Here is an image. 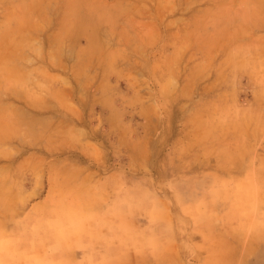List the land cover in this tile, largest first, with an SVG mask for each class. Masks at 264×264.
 I'll use <instances>...</instances> for the list:
<instances>
[{"label": "rangeland", "instance_id": "1", "mask_svg": "<svg viewBox=\"0 0 264 264\" xmlns=\"http://www.w3.org/2000/svg\"><path fill=\"white\" fill-rule=\"evenodd\" d=\"M0 181V264H264V0H0Z\"/></svg>", "mask_w": 264, "mask_h": 264}, {"label": "crops", "instance_id": "2", "mask_svg": "<svg viewBox=\"0 0 264 264\" xmlns=\"http://www.w3.org/2000/svg\"><path fill=\"white\" fill-rule=\"evenodd\" d=\"M1 185H4L3 181H0V187H1ZM45 198H46V196L42 194L41 201L45 200ZM0 201H2V197L1 196H0ZM38 201H40V200H38ZM18 228H20L21 231H24V227L23 226H20ZM28 235H30V234H28ZM12 236L13 237L24 236V239H19L18 238V239H16L17 240L16 242H12V241L9 240V238L12 237ZM1 237L7 239V240H5V242H7V243L8 242L9 243L12 242L13 244H16L17 247H18V245L21 244V249L28 250V249H32V247L35 248V249L40 248L41 252L44 253V251L46 250V248H47V250L49 248L48 247L49 245L47 244L48 243L47 233L44 232V231H42L41 234H37L34 237H29V238H27L28 236L25 234V232H21V234L18 232L17 234H14V235H13V232L10 233V234L9 233L8 234L0 233V239H1ZM38 243L41 244V245L40 246L37 245L38 247H35V244H38ZM2 247L3 246L0 245V248H2ZM15 247L16 246L14 245L13 248H15ZM78 250H80V249H78ZM26 253L28 254V252H26ZM42 255H41V258L39 260H36L37 263L34 262L33 264H38V263H40V264H46L44 261H42V258H43ZM73 257L75 258L74 264H77V262L81 261V259H80L81 256H79V251L78 252L76 251L75 254L73 255ZM53 260H54L53 262H55L56 261V258L53 259ZM28 262L29 261H24V262H22V264H29ZM3 264H16V263H14L11 260L7 261L6 259H4ZM55 264H58V263H55ZM59 264H63V263H59Z\"/></svg>", "mask_w": 264, "mask_h": 264}]
</instances>
